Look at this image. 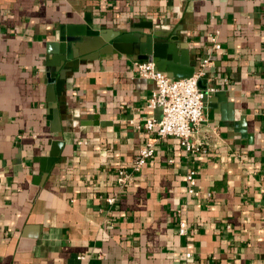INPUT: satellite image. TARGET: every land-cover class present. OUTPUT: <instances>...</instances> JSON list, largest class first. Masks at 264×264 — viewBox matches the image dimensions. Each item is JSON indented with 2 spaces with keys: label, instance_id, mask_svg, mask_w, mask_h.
Segmentation results:
<instances>
[{
  "label": "crops",
  "instance_id": "0c3cea01",
  "mask_svg": "<svg viewBox=\"0 0 264 264\" xmlns=\"http://www.w3.org/2000/svg\"><path fill=\"white\" fill-rule=\"evenodd\" d=\"M85 19L108 38L155 31L203 71L198 152L138 127L161 111L134 53L80 61L51 101V44ZM147 142L154 154L120 185ZM0 264H264V0H0Z\"/></svg>",
  "mask_w": 264,
  "mask_h": 264
},
{
  "label": "built area",
  "instance_id": "2783aa9c",
  "mask_svg": "<svg viewBox=\"0 0 264 264\" xmlns=\"http://www.w3.org/2000/svg\"><path fill=\"white\" fill-rule=\"evenodd\" d=\"M218 31L209 33V40L213 43L215 49L220 48L217 39ZM208 63L204 59L203 66ZM134 72L142 77L149 78L154 81L155 87L147 100V108L159 109L161 117L159 119L149 117L138 127H142L148 132H155L160 138L166 136H174L180 140L182 148L187 153H195L200 150L198 143L191 140L197 127L204 120V95L206 92L198 87V78L203 71L184 78H169L164 72L157 69L156 65L147 60L136 59L132 62ZM154 144L147 142L142 146L129 170L120 168L115 174V179L120 185H125L132 178L134 173L141 170L150 157L154 154ZM196 170L190 169L186 172L185 178L187 182V192L193 195H199ZM206 195L210 196L211 192L206 191ZM113 196L107 197L108 202L114 201ZM187 231V221L180 219L178 232L181 234ZM190 252H186V256H190Z\"/></svg>",
  "mask_w": 264,
  "mask_h": 264
},
{
  "label": "water",
  "instance_id": "95a60500",
  "mask_svg": "<svg viewBox=\"0 0 264 264\" xmlns=\"http://www.w3.org/2000/svg\"><path fill=\"white\" fill-rule=\"evenodd\" d=\"M152 29L153 27H150ZM128 42L122 45V42ZM176 42L170 38L142 29L131 33L108 36L101 29L93 28L92 23L85 19L84 24L61 26L51 44V52L56 54L53 61H47L46 83L50 91L51 101L55 102L66 82L67 74L78 67L80 61L98 58L106 52L127 51L136 54L138 59L153 62L161 71H172L176 77H190L195 68L187 69L176 64ZM52 59V58H51ZM185 64V59L181 60ZM203 101H206V93ZM62 142L53 141L48 162L54 163L59 155L57 146ZM56 147V148H55Z\"/></svg>",
  "mask_w": 264,
  "mask_h": 264
}]
</instances>
